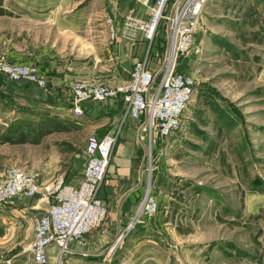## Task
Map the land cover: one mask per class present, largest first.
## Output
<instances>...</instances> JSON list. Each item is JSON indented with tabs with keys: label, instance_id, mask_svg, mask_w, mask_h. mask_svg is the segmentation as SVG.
I'll return each instance as SVG.
<instances>
[{
	"label": "rangeland",
	"instance_id": "374dc122",
	"mask_svg": "<svg viewBox=\"0 0 264 264\" xmlns=\"http://www.w3.org/2000/svg\"><path fill=\"white\" fill-rule=\"evenodd\" d=\"M48 1L0 0V57L25 54L24 39L32 27L17 15L40 10ZM54 2L66 6L88 37L101 43L107 16L114 18L107 0L48 5ZM198 19L193 49L182 58L196 84L180 128L160 137L144 126V116L139 119L144 146L134 141L131 148L137 161L146 150L142 184L131 195V211L123 221H133L132 227L123 234L120 228L115 238L103 232L107 211L94 229L109 246L102 255H60L50 246L48 264H264V0H205ZM159 36L152 41L155 50ZM8 43L22 51L5 50ZM158 51L162 59L163 47ZM30 114L0 125V179L7 169L19 167L42 184L58 176L75 180L86 130L68 115ZM5 132L8 137L1 136ZM115 135L110 159L121 150L119 132ZM110 170L104 181L115 177ZM148 196L156 203L151 213L142 210ZM1 205L6 213L0 219L6 222L0 223V264H39L31 250L33 217L44 204L31 213Z\"/></svg>",
	"mask_w": 264,
	"mask_h": 264
},
{
	"label": "crops",
	"instance_id": "0c3cea01",
	"mask_svg": "<svg viewBox=\"0 0 264 264\" xmlns=\"http://www.w3.org/2000/svg\"><path fill=\"white\" fill-rule=\"evenodd\" d=\"M53 1L55 0H49V3L40 10L17 15V19L28 20L27 24L32 30L29 37L24 39L25 54L16 55L11 59L37 66L47 79V89L24 80L10 82L0 77V125L24 119L30 112L32 116H55L57 119L68 115L82 126L88 135H115L119 132V140H122L121 150L114 160H109L107 167V171L110 170V166L112 167L110 171L114 172L115 177L104 181L99 191V197L105 202L108 211L103 232L115 238L120 228L125 226L124 219L130 214L128 201L136 188L142 184V166L146 150L142 148L137 161L131 147L134 141L144 146L141 137V130L144 127L140 120L131 122L132 118L125 115L126 103L120 96L102 102H81L83 113L77 116L72 110V87L77 81H94L109 86L126 83L134 62L144 59L149 62V67L155 71L158 79L163 65L159 57L161 53L158 51L159 47H163L161 40L163 27H160L156 34L160 36L159 45L155 50L153 42L145 39L142 30L126 25L128 16L142 21L147 20L151 0H107V7L113 11L117 33L116 38L112 40L109 32L105 31L100 43L99 39L88 37V30L79 25V18L68 13L66 6L61 2H54V6L48 5L51 2L53 4ZM120 22H124L125 25L120 26ZM10 45L8 43L5 50L22 51ZM135 165H138L136 169ZM79 178L80 176L75 180L65 181L77 182ZM28 199L30 201L26 203ZM31 200L32 198L19 196L1 206L14 207L13 210L18 213H31L42 204L44 205L41 209H46L47 202L44 200ZM114 202L115 204L110 206ZM1 212L6 213L5 209H0V216ZM1 222H6L4 216L0 219ZM95 231L97 230L91 232L86 249L79 248L73 243L67 253L92 258L102 255L109 246L102 244L98 238L100 231L96 235ZM81 257H72V260L81 261L83 260Z\"/></svg>",
	"mask_w": 264,
	"mask_h": 264
},
{
	"label": "built area",
	"instance_id": "2783aa9c",
	"mask_svg": "<svg viewBox=\"0 0 264 264\" xmlns=\"http://www.w3.org/2000/svg\"><path fill=\"white\" fill-rule=\"evenodd\" d=\"M205 0H151L149 18L139 20L128 16L126 25L143 31L152 42L163 27L162 67L157 79L149 62L136 61L126 83L109 86L94 81H77L72 87V110L81 116L84 101L102 102L120 96L126 103L125 115L132 119L145 118V127L155 130L160 137L171 136L181 125L184 109L195 89V76L182 58L192 49L196 38L199 15ZM110 38H116V24L107 16ZM0 77L6 81L24 80L47 89V79L33 64L15 62L0 57ZM116 136L90 134L84 146V161L77 182H66L58 176L42 184L35 174L19 167L6 170L0 179V204L16 197H36L47 202V208L33 217L34 238L31 250L34 260L48 264V249L54 246L61 255L72 243L87 244V236L100 227L107 214V206L99 197ZM142 210L151 213L156 203L152 196L143 201ZM133 221L123 227L122 234Z\"/></svg>",
	"mask_w": 264,
	"mask_h": 264
},
{
	"label": "trees",
	"instance_id": "16d2710c",
	"mask_svg": "<svg viewBox=\"0 0 264 264\" xmlns=\"http://www.w3.org/2000/svg\"><path fill=\"white\" fill-rule=\"evenodd\" d=\"M1 136H2V137H8L9 134H7V133L5 132V133H2Z\"/></svg>",
	"mask_w": 264,
	"mask_h": 264
},
{
	"label": "bare ground",
	"instance_id": "6f19581e",
	"mask_svg": "<svg viewBox=\"0 0 264 264\" xmlns=\"http://www.w3.org/2000/svg\"><path fill=\"white\" fill-rule=\"evenodd\" d=\"M148 149V148H147ZM48 257V256H47ZM48 262H49V257H48Z\"/></svg>",
	"mask_w": 264,
	"mask_h": 264
}]
</instances>
